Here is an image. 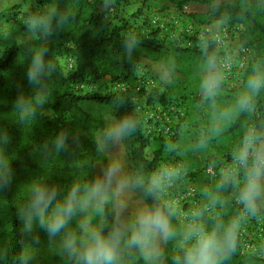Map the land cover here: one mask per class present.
<instances>
[{
    "label": "rangeland",
    "instance_id": "374dc122",
    "mask_svg": "<svg viewBox=\"0 0 264 264\" xmlns=\"http://www.w3.org/2000/svg\"><path fill=\"white\" fill-rule=\"evenodd\" d=\"M225 5L242 7L264 24V0H213L207 5L191 3L182 9L168 0H118L101 7L100 11L105 12L103 19L111 25L123 24L125 33L133 35L137 42L138 54L144 57L134 77L125 84L113 85L105 78L77 84L73 89L90 97L109 94L127 99L124 106L148 140L145 155L151 160L153 152L161 149L159 166L151 174L150 182L160 179L158 198L183 229L192 222L196 210L203 213L200 223L209 229L234 218L239 220L235 249L220 257V264H233L235 254L264 259V207L248 215L237 201L233 186L231 191L217 188L223 177L243 178L232 153L255 131V120L264 112V87L255 93L248 88L252 76L264 77V45L251 43L250 26L244 23L213 20L211 9ZM77 7L78 0H0V67L7 63L9 50L17 48L11 67L3 73L5 85L0 89V141L10 140L12 124L27 116L19 107L22 99L31 102V114L49 120L54 116L35 100L37 83L27 78L31 59L40 49L35 28L30 30L27 22L43 23L45 17L41 16L50 12L53 17L43 25L61 26L64 17ZM214 35L220 41H213ZM44 40L47 41L45 37ZM56 61L64 75L72 72V58L57 57ZM246 93L252 95L251 111L238 108L239 98ZM116 101L107 105L85 101L81 107L88 113L104 116L116 112ZM106 119V131L117 124L112 117ZM92 140L94 136L78 133L73 136L72 146L79 154L92 152ZM84 142L89 148L82 146ZM100 149L105 161L95 165L96 181L113 165L119 166L122 177L128 181L123 216L131 221L136 210L145 206L129 182L120 138L107 143L104 140ZM0 158L6 160L1 146ZM169 172L175 174L169 177ZM217 197L215 206H209ZM112 215L116 220L113 207ZM7 217L5 199L0 194V264H9L8 256L15 262L7 252L12 248ZM84 218L85 214H78L70 221V229L78 230ZM43 232L38 226L25 232L28 247H36L38 241L43 243L39 237ZM163 240L158 243V257L164 250ZM182 241L183 238L181 248ZM138 253L140 264H145L143 253Z\"/></svg>",
    "mask_w": 264,
    "mask_h": 264
},
{
    "label": "trees",
    "instance_id": "16d2710c",
    "mask_svg": "<svg viewBox=\"0 0 264 264\" xmlns=\"http://www.w3.org/2000/svg\"><path fill=\"white\" fill-rule=\"evenodd\" d=\"M113 1L118 0H78L77 9L64 17L61 26L54 24L45 27L40 23L35 27L37 46L44 50L45 63L50 67L36 84L33 97L50 109L54 116L49 120L39 114L27 115L18 123L12 124L10 140L0 141L10 171L8 182H0V194L7 206L6 228L12 241V248L7 252L15 258L13 262L12 257L8 256L9 264H69L60 249V237L49 238L43 232L39 235L43 238V243L38 241L36 247H28L26 231L19 218V210L29 198L27 189L32 183L39 181L49 187L55 186L63 195L74 184L91 186L96 182V163L105 161L100 147L106 133V117H112L117 123L126 118L133 120L130 110L124 106L127 99L122 95L90 97L73 89L77 84H89L105 78L113 85L125 84L134 77L141 58L144 57L138 54V44L133 35L125 33L123 24L111 25L103 19L105 12H101L100 8ZM168 1L177 9H182L191 3L207 5L213 0ZM210 16L215 21L234 20L250 26L253 39L251 43L256 41L264 45V24L254 19L250 11L233 5L215 6L211 9ZM41 17H53V14L49 12ZM133 41L134 44L129 48ZM16 49L13 47L9 50L7 63L0 67V89L5 85L3 73L11 67ZM210 50L213 52L211 47ZM64 56L74 60L73 70L68 75L63 74L56 61L57 57ZM113 100H117L116 112L106 113L104 116L88 113L81 107L85 101L107 105ZM159 100L163 103V98ZM134 125L120 137L126 153L129 182L145 208L159 206L168 211L160 202L158 192H149L147 189L151 184V174L159 166L161 149L154 151L152 159H148L145 155L148 140L135 121ZM254 129L260 136L264 135V112L256 118ZM61 133L66 136V147L57 151L54 141ZM78 133L94 136L95 140H92L90 148L92 152H76L72 141L73 136ZM45 144L48 145L47 149L44 148ZM82 146L89 148L87 142ZM137 179L142 183L136 184ZM225 188L232 190L230 185H225ZM104 217L109 224L116 221L111 205L104 208ZM171 223L182 233L183 227L172 215ZM182 238L179 235L176 239H164V250L155 264H174L173 257L181 254L179 243ZM232 262L264 264V259L235 254ZM123 264H140L138 249L124 252Z\"/></svg>",
    "mask_w": 264,
    "mask_h": 264
},
{
    "label": "clouds",
    "instance_id": "9594fccd",
    "mask_svg": "<svg viewBox=\"0 0 264 264\" xmlns=\"http://www.w3.org/2000/svg\"><path fill=\"white\" fill-rule=\"evenodd\" d=\"M50 17L45 18L47 23ZM63 19V18H61ZM33 30L39 20L27 22ZM134 41L129 44L132 47ZM50 65L44 60V50L36 49L27 72L32 83H38ZM264 87V77L252 76L248 88L255 93ZM19 107L25 115L32 112L31 102L20 100ZM251 94H243L238 100L240 110L251 111ZM131 118L121 120L104 134L105 143L118 140L134 127ZM66 136L59 134L54 147L57 151L66 147ZM45 149L48 145L45 144ZM233 160L243 173V178L223 177L217 188L233 186L234 195L248 215H254L264 207V139L255 131L245 137L241 146L232 153ZM174 172L166 173L169 177ZM10 171L7 161L0 158V182L7 183ZM136 184L142 181L137 179ZM128 186L118 165H113L91 186L74 184L61 195L55 186L49 187L39 181L32 183L28 200L19 210L24 230L31 232L39 227L49 238L60 237V249L69 264H123V254L132 249L140 250L145 264H155L158 257L160 239H176L183 236L181 254L173 257L174 264H220L221 254H229L236 247L239 220L234 218L227 223L217 224L211 229L200 223L203 213H192V222L181 232L172 225L171 214L159 206L138 208L129 221L123 216L127 209L125 190ZM162 187L159 178H154L147 186L149 192H158ZM213 201L209 206L214 207ZM111 205L116 212V221L109 224L104 217L105 206ZM89 209H92L90 212ZM78 214H85L79 222L78 230L70 229V221Z\"/></svg>",
    "mask_w": 264,
    "mask_h": 264
},
{
    "label": "built area",
    "instance_id": "2783aa9c",
    "mask_svg": "<svg viewBox=\"0 0 264 264\" xmlns=\"http://www.w3.org/2000/svg\"><path fill=\"white\" fill-rule=\"evenodd\" d=\"M213 41H220V37L218 36V35H214V37H213Z\"/></svg>",
    "mask_w": 264,
    "mask_h": 264
}]
</instances>
